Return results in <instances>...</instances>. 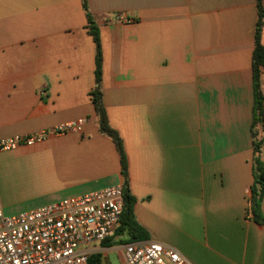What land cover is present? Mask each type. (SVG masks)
Instances as JSON below:
<instances>
[{"label": "crops", "instance_id": "obj_1", "mask_svg": "<svg viewBox=\"0 0 264 264\" xmlns=\"http://www.w3.org/2000/svg\"><path fill=\"white\" fill-rule=\"evenodd\" d=\"M85 6L98 32L102 108L144 233L115 228L89 257L112 264L116 254L122 264L126 244L155 241L192 264H264V195L261 219L251 212L255 144L264 162V122L253 123L256 0ZM94 71L82 0H0V139L85 119L81 133L1 152L45 161L39 176L54 187L37 197L43 205L124 185L118 150L99 130Z\"/></svg>", "mask_w": 264, "mask_h": 264}, {"label": "built area", "instance_id": "obj_2", "mask_svg": "<svg viewBox=\"0 0 264 264\" xmlns=\"http://www.w3.org/2000/svg\"><path fill=\"white\" fill-rule=\"evenodd\" d=\"M129 22V20H125ZM264 98V90L262 92ZM85 119L49 131L0 139V152L31 147L49 135L81 133ZM123 210L121 186L64 198L14 216L0 203V264H87L91 246L117 227ZM122 264H192L176 249L155 241L126 244Z\"/></svg>", "mask_w": 264, "mask_h": 264}, {"label": "trees", "instance_id": "obj_3", "mask_svg": "<svg viewBox=\"0 0 264 264\" xmlns=\"http://www.w3.org/2000/svg\"><path fill=\"white\" fill-rule=\"evenodd\" d=\"M83 9L86 14L88 32L91 35L95 44V90L92 93V100L98 114V126L102 134L108 136L114 142L116 149L120 155V162L122 167V174L124 176V185L122 187L123 196V210L119 220V224L115 229V233L128 234L130 236H135L136 239L143 238V231L140 230L134 223L133 220V205L134 199L130 195L128 183L126 179V164L124 159V154L121 147L120 139L117 133L112 130L107 124L104 109L101 104V94L99 92V83L101 76V54L98 39L97 28L92 21L91 15L86 9L85 0H82ZM257 8V21L255 25V36H254V50L252 54V74H253V85H254V107H253V123L264 122L262 101L263 95L259 88V77L264 70V46L260 42V33L262 26L264 25V9L261 6V0H256ZM263 118V119H262ZM253 159H252V174L253 183L251 186V212L255 220H260V202L262 196L264 195V162H262L259 157V144H255L253 148ZM108 244L106 240L103 241ZM100 255L94 254L88 257L87 264H99Z\"/></svg>", "mask_w": 264, "mask_h": 264}, {"label": "rangeland", "instance_id": "obj_4", "mask_svg": "<svg viewBox=\"0 0 264 264\" xmlns=\"http://www.w3.org/2000/svg\"><path fill=\"white\" fill-rule=\"evenodd\" d=\"M8 154L0 152V196L4 214L14 216L45 204L43 198L37 197L52 191L54 183L39 176L45 161L31 157L16 160ZM109 258L112 264H118L116 254Z\"/></svg>", "mask_w": 264, "mask_h": 264}]
</instances>
